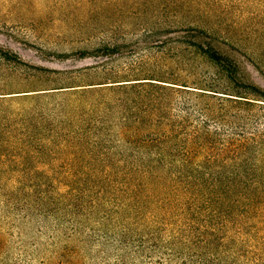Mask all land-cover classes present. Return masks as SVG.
<instances>
[{
    "label": "trees",
    "instance_id": "1",
    "mask_svg": "<svg viewBox=\"0 0 264 264\" xmlns=\"http://www.w3.org/2000/svg\"><path fill=\"white\" fill-rule=\"evenodd\" d=\"M183 31L180 44L237 91L206 79H128L92 65L36 67L60 83L0 93V208L54 223L63 238L54 256L65 254L55 264H264V91L242 81L215 34L196 25ZM123 47L105 41L72 54L112 57ZM43 139H116L129 158L109 165L130 169L20 171L49 151ZM5 242L0 229V264H8Z\"/></svg>",
    "mask_w": 264,
    "mask_h": 264
},
{
    "label": "rangeland",
    "instance_id": "2",
    "mask_svg": "<svg viewBox=\"0 0 264 264\" xmlns=\"http://www.w3.org/2000/svg\"><path fill=\"white\" fill-rule=\"evenodd\" d=\"M187 25L215 34L221 42L219 49L238 64L242 81L264 91V0H0V51L14 54L21 61L14 63L0 55V93L56 87L60 83L51 81L52 76L36 67L64 71L92 65L108 73L126 71L128 79H206L217 82L219 91H237L214 65L180 44ZM105 41L124 43L125 47L112 57L72 54ZM136 69L139 76L131 73ZM125 140L134 144V139ZM80 141L97 144L94 148L73 149ZM115 142L43 139L49 151L40 152L36 156L40 159L24 161L20 171L63 174L129 170L130 166L122 162L120 168L109 165L119 162L121 155L124 160L129 158L119 153L122 148H115ZM20 216L15 210L0 208L7 263L55 264L58 257L64 263L65 254L54 256L63 239L55 234L54 223L46 220L38 224L37 218ZM90 249L93 258L96 249Z\"/></svg>",
    "mask_w": 264,
    "mask_h": 264
}]
</instances>
